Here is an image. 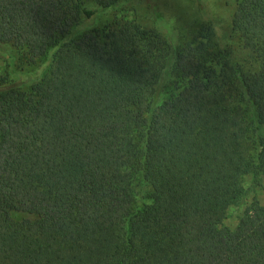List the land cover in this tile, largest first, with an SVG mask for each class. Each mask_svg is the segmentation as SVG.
<instances>
[{"label": "trees", "instance_id": "obj_1", "mask_svg": "<svg viewBox=\"0 0 264 264\" xmlns=\"http://www.w3.org/2000/svg\"><path fill=\"white\" fill-rule=\"evenodd\" d=\"M84 1L0 0L47 56L0 77V264H264V0H235L248 65Z\"/></svg>", "mask_w": 264, "mask_h": 264}, {"label": "rangeland", "instance_id": "obj_2", "mask_svg": "<svg viewBox=\"0 0 264 264\" xmlns=\"http://www.w3.org/2000/svg\"><path fill=\"white\" fill-rule=\"evenodd\" d=\"M84 2L86 8H99L95 0ZM234 8L235 0H126L114 8L98 12L92 26L100 30L115 20L135 18L143 26L156 29L174 44L188 41L203 27H209L215 46L218 49H227L233 64L248 65V51L231 26ZM46 61L47 56H43L36 62H28L22 49L0 42V77L7 76L12 79L15 72L34 71ZM259 199L264 203L260 195ZM241 214L242 208L230 207L222 224L234 227Z\"/></svg>", "mask_w": 264, "mask_h": 264}]
</instances>
